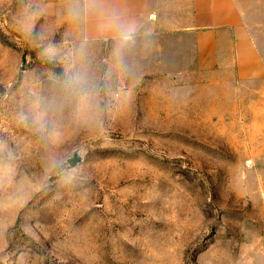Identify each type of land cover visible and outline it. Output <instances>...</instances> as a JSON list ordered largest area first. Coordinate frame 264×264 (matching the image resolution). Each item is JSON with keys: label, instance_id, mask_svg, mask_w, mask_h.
I'll return each mask as SVG.
<instances>
[{"label": "rangeland", "instance_id": "374dc122", "mask_svg": "<svg viewBox=\"0 0 264 264\" xmlns=\"http://www.w3.org/2000/svg\"><path fill=\"white\" fill-rule=\"evenodd\" d=\"M42 1L0 0V264H264V0L242 70Z\"/></svg>", "mask_w": 264, "mask_h": 264}, {"label": "crops", "instance_id": "0c3cea01", "mask_svg": "<svg viewBox=\"0 0 264 264\" xmlns=\"http://www.w3.org/2000/svg\"><path fill=\"white\" fill-rule=\"evenodd\" d=\"M244 1L254 0H43L41 4L54 17L70 19L73 35L85 42L139 43L156 38L161 50L160 39L165 38L166 50L173 54L188 41L191 65L233 64L242 70L245 62L255 64L256 58L243 22ZM228 49L234 52L233 61L223 58Z\"/></svg>", "mask_w": 264, "mask_h": 264}, {"label": "water", "instance_id": "95a60500", "mask_svg": "<svg viewBox=\"0 0 264 264\" xmlns=\"http://www.w3.org/2000/svg\"><path fill=\"white\" fill-rule=\"evenodd\" d=\"M80 161V158L78 156H74L71 159H69V163L71 166H75Z\"/></svg>", "mask_w": 264, "mask_h": 264}]
</instances>
